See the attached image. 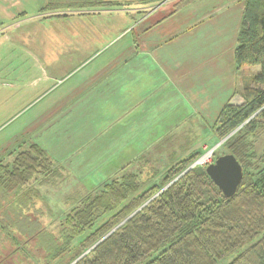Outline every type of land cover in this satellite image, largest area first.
I'll return each mask as SVG.
<instances>
[{"label": "rangeland", "instance_id": "rangeland-1", "mask_svg": "<svg viewBox=\"0 0 264 264\" xmlns=\"http://www.w3.org/2000/svg\"><path fill=\"white\" fill-rule=\"evenodd\" d=\"M14 1L0 0V151H16L19 145L26 147L33 142L55 162L58 171L63 166L64 176L58 184L35 186L41 201L35 200L38 220L29 227L33 232L39 227L37 236L41 238L58 235L63 214L77 196L94 192L103 182L119 176L121 167L133 156L150 151L158 155L164 152L168 157L178 150L176 136L194 125L183 121L188 118L180 112V100L175 109L178 119L169 125L126 128L114 110L121 105V82L126 78L129 83L124 105L133 109L138 101L133 93L142 74L139 63L145 62L140 43L143 27L152 24L153 30L145 37L152 36L166 9L172 11V22L184 21L191 10L197 9L199 15L222 0H105L108 3L103 6L81 8V14L62 4L43 8L48 0H16L15 6L11 4ZM223 1L227 4L230 0ZM155 15L159 21L154 20ZM160 89L153 88L145 99L156 102ZM210 126L211 130L196 133L200 134L195 142L193 139L196 149L203 142L211 148L220 141L213 133V124ZM256 133L255 148L260 151L264 130ZM138 140L141 142L134 143ZM217 146L215 157L224 151ZM134 150L139 153L133 155ZM154 167H158L156 160L152 167L138 168L139 178L145 180L143 188L163 176ZM14 249L8 241L0 242V256L3 253L8 261L20 257Z\"/></svg>", "mask_w": 264, "mask_h": 264}, {"label": "trees", "instance_id": "trees-1", "mask_svg": "<svg viewBox=\"0 0 264 264\" xmlns=\"http://www.w3.org/2000/svg\"><path fill=\"white\" fill-rule=\"evenodd\" d=\"M106 3L48 0L43 8L62 4L81 14V8ZM242 6L235 62L238 69L259 68L241 89V102H226L213 124V133L223 139L217 146L221 153H232L242 167L235 193L224 196L205 166L190 167L200 154L192 153L145 188L135 171L103 182L76 198L63 214L58 235L40 238V228L29 227L38 220V191L32 183H49L60 174L36 143L3 150L0 242L13 244L20 257L8 256V261L2 253L0 264H25L23 259L32 264H264V147L255 148L256 132L264 130V0H242Z\"/></svg>", "mask_w": 264, "mask_h": 264}, {"label": "crops", "instance_id": "crops-1", "mask_svg": "<svg viewBox=\"0 0 264 264\" xmlns=\"http://www.w3.org/2000/svg\"><path fill=\"white\" fill-rule=\"evenodd\" d=\"M15 1L11 3L14 6ZM236 1L234 5L235 0H230L227 4L223 0L218 1L212 4L210 9L201 11L199 15L198 10L193 9L184 21L172 22V11L166 9V13L160 19L155 18L157 15L153 16L155 21L164 19L165 24L160 23L157 26L158 30L155 27L152 36L145 37V34L153 30L150 29L152 24L143 27L140 43L145 62L141 60L139 63L138 69L142 73L139 75L141 83L138 79V87L133 93L138 101L133 109L124 105L126 104L124 102H128L129 87L128 81L124 78L121 82L123 90L121 105L114 109L115 117L123 127L131 129L166 126L169 122L178 119L176 116L178 111L175 109L176 103L180 100L183 110L180 112L189 119L183 121L193 122L194 125L191 124L192 129L189 128L191 130L184 129L178 134L179 136H176L175 141H179V146L172 155L166 157L164 152H160V156L150 151L141 152L121 167L119 175L126 171L140 172L138 170L140 166L152 167L155 160L158 166L154 167L156 171L165 172L183 155L185 158L192 153H202L209 146L203 142L199 149H196L194 142L200 136V134L196 136V133L200 130H211L210 125L214 124L226 102L232 104L241 102V89L250 74L258 69L251 67L238 69L235 62L234 47L243 7L240 0ZM162 84L164 86L160 89ZM155 87L160 89L156 93L159 99L156 102H148L149 100L145 99L146 93ZM141 134H143L142 131L140 138ZM193 139H195L194 142ZM139 142L141 140L134 143ZM20 147L16 150L26 148ZM11 150L14 149H7L4 152ZM137 151L139 150H134L133 155L139 153ZM12 156H6L5 160L11 159ZM129 164L130 166L127 167ZM56 168L58 170L57 166ZM62 168L63 166L61 171H58L60 177L49 183L58 184L57 181L64 176ZM43 184L36 183L35 186ZM37 191L36 201H41L39 189ZM86 194L87 192L80 193L77 198ZM71 205L68 207L70 208Z\"/></svg>", "mask_w": 264, "mask_h": 264}, {"label": "water", "instance_id": "water-1", "mask_svg": "<svg viewBox=\"0 0 264 264\" xmlns=\"http://www.w3.org/2000/svg\"><path fill=\"white\" fill-rule=\"evenodd\" d=\"M205 171L226 197H230L235 193L242 178V167L232 153L215 157L212 162L205 166Z\"/></svg>", "mask_w": 264, "mask_h": 264}, {"label": "built area", "instance_id": "built-area-1", "mask_svg": "<svg viewBox=\"0 0 264 264\" xmlns=\"http://www.w3.org/2000/svg\"><path fill=\"white\" fill-rule=\"evenodd\" d=\"M217 145L209 148L206 147L205 150L199 154V156L195 159V161L192 163L191 167L193 165H203L206 166L214 159V151Z\"/></svg>", "mask_w": 264, "mask_h": 264}]
</instances>
